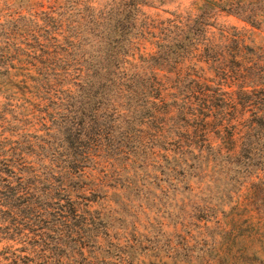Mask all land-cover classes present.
Returning a JSON list of instances; mask_svg holds the SVG:
<instances>
[{
	"label": "trees",
	"instance_id": "obj_1",
	"mask_svg": "<svg viewBox=\"0 0 264 264\" xmlns=\"http://www.w3.org/2000/svg\"><path fill=\"white\" fill-rule=\"evenodd\" d=\"M143 2L0 0V264H139L107 261L120 211L168 205L175 264L203 244L201 264H254L237 240L264 206V41L214 26L229 2Z\"/></svg>",
	"mask_w": 264,
	"mask_h": 264
},
{
	"label": "rangeland",
	"instance_id": "obj_2",
	"mask_svg": "<svg viewBox=\"0 0 264 264\" xmlns=\"http://www.w3.org/2000/svg\"><path fill=\"white\" fill-rule=\"evenodd\" d=\"M94 5L99 6L105 0H89ZM140 5V10L150 17H171V15L187 16L196 12V8L200 5L202 0H143ZM212 2L222 1L229 2L233 5V11H213L211 18L214 26H231L240 31L244 35L245 44H259L264 41V0H209ZM244 19H250L254 26L249 25ZM1 134V133H0ZM0 141L1 140L0 138ZM6 144L5 141L2 142ZM1 160V158H0ZM0 165H5V162H0ZM7 169V168H6ZM13 169L10 167L6 170L8 174L12 173ZM114 198V197H111ZM116 201V200H115ZM109 206L110 211L117 217L113 211L117 208L114 202L111 204L98 202L93 207L102 209ZM113 208H112V207ZM130 211L121 212L122 218L118 222L121 227H127L129 223L133 224V231L124 234L125 231L118 228V223L115 229L112 230L111 239L108 245V255L112 257L107 258L111 261L113 254L117 249L126 252L132 261L141 260L139 264H175L177 260H186L190 254L189 249L180 248L178 246L179 237L173 231L172 224L174 222V212L172 215V207L168 205L166 210L151 209L150 211L140 212V209H133L128 207ZM125 219V220H124ZM242 221L239 228L240 236L238 238V245L250 242L254 247V254L250 256L255 264H264V206H259V211L253 213V216L246 221ZM141 234L140 238L142 248L138 251L135 239ZM143 235H145L143 239ZM127 238L132 243V247H127L125 241ZM111 244V245H109ZM204 244L201 249L192 252L195 260L192 264H201L202 260L210 256H204ZM116 248V249H115ZM178 248V250H177ZM82 259L79 261L82 263Z\"/></svg>",
	"mask_w": 264,
	"mask_h": 264
}]
</instances>
